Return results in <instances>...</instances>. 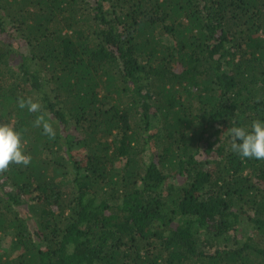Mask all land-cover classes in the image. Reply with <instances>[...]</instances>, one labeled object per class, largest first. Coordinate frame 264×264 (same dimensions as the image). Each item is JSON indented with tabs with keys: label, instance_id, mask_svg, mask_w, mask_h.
Wrapping results in <instances>:
<instances>
[{
	"label": "trees",
	"instance_id": "obj_1",
	"mask_svg": "<svg viewBox=\"0 0 264 264\" xmlns=\"http://www.w3.org/2000/svg\"><path fill=\"white\" fill-rule=\"evenodd\" d=\"M256 119L264 0H0V264H264Z\"/></svg>",
	"mask_w": 264,
	"mask_h": 264
},
{
	"label": "clouds",
	"instance_id": "obj_2",
	"mask_svg": "<svg viewBox=\"0 0 264 264\" xmlns=\"http://www.w3.org/2000/svg\"><path fill=\"white\" fill-rule=\"evenodd\" d=\"M19 107L29 112H39L41 104L31 97L19 100ZM36 126H41L43 133L49 137L56 135L53 125L43 115L36 118ZM232 140L231 149L243 158L264 159V119H256L250 125H237L228 129ZM21 132L12 125L0 123V170L6 169L10 163L28 165L31 156L23 149Z\"/></svg>",
	"mask_w": 264,
	"mask_h": 264
},
{
	"label": "rangeland",
	"instance_id": "obj_3",
	"mask_svg": "<svg viewBox=\"0 0 264 264\" xmlns=\"http://www.w3.org/2000/svg\"><path fill=\"white\" fill-rule=\"evenodd\" d=\"M13 242H14V240H13L12 233L0 234V252L6 253V252L10 251L12 246H13Z\"/></svg>",
	"mask_w": 264,
	"mask_h": 264
}]
</instances>
